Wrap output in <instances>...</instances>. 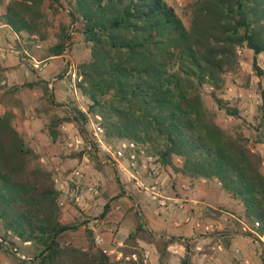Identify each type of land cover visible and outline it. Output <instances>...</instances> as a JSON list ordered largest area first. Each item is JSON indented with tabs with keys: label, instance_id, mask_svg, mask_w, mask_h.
<instances>
[{
	"label": "trees",
	"instance_id": "obj_1",
	"mask_svg": "<svg viewBox=\"0 0 264 264\" xmlns=\"http://www.w3.org/2000/svg\"><path fill=\"white\" fill-rule=\"evenodd\" d=\"M62 11L68 23L59 19ZM190 16L186 25L167 0L7 2L1 24L17 34L16 48L27 59L34 56L39 43L48 40L53 41L46 45L42 59L67 53L74 43L72 31L80 32L90 49L75 68L73 89L85 98V107L76 101L58 102L43 79L9 84L0 91L4 107L0 111V224L4 230L0 250L5 243L13 245L11 249L27 243L38 249L33 258H16L17 264H114L96 244L92 228L85 230L86 245L61 241L77 225L62 222V191L53 171L43 164L42 154L18 128V109L24 116L28 112L47 120L44 130L52 136L61 134L64 123L85 135L88 116L100 114L106 140L127 139L154 156L162 169L172 171L177 194L183 195L176 190L178 177L190 183L216 180L242 206L244 214L239 216L259 221L256 232L264 234V154L250 145L242 131L222 127L207 102L211 97L219 110L240 117L238 103L223 96L227 74L237 73L242 66L238 47L254 52V70L264 75L257 61V55L264 53V0H192ZM8 70L0 60V81ZM71 71L60 76L68 78ZM24 88H39L31 111L19 95ZM261 92L263 104L255 129L258 142L264 144ZM133 196L125 212L131 230L120 247L125 255L137 254L130 264H144L141 242L156 247L158 264H168V248L177 241L186 247L181 264H193L196 241L149 229ZM111 207L106 203L101 218ZM236 220L237 230L228 223L212 240L230 247L231 234L243 230ZM245 234L255 237L252 232ZM259 248L264 258V249ZM254 249L259 253L255 245Z\"/></svg>",
	"mask_w": 264,
	"mask_h": 264
},
{
	"label": "rangeland",
	"instance_id": "obj_2",
	"mask_svg": "<svg viewBox=\"0 0 264 264\" xmlns=\"http://www.w3.org/2000/svg\"><path fill=\"white\" fill-rule=\"evenodd\" d=\"M8 1L9 0H0V20ZM167 1L176 8L177 12L183 17L186 25H190V3L192 0ZM59 19L64 20L66 23L69 22V18L65 11L59 13ZM56 22L58 23V21ZM1 25L0 21V59L6 67H10L11 69L8 70L7 73H4L1 81L5 80L6 83L0 86V91H3L9 84H22L32 80L43 79L49 83L53 82L51 85L49 84V87L54 91L58 102L70 104L76 101L79 105L83 107L86 106L85 98L74 91L69 83L72 73L76 72L75 68L77 64L89 56L90 49L84 42L80 32L72 31L74 43L67 53L42 59V54L46 45L53 41L48 40L47 42L39 43L38 46L34 48V56L31 59H27L22 56L16 48V34H14L15 36L12 35V32L6 30L9 29L8 27ZM3 53L8 55V58H5ZM240 55L242 57L241 69L235 74H227L228 84L223 93V96L227 100L232 103H238L241 110L240 117L231 116L225 111L219 110L211 97H207V102L209 108L216 113L217 121L222 127L231 131H242L249 138L250 145L255 150L264 154V144L258 142V132L255 129V127L259 125L260 107L263 104L261 91L264 90V75L258 76L254 70L253 60L255 54L253 51L243 48ZM34 59L47 61L49 66L42 70L37 69L33 66ZM257 61L259 67L264 70V53L257 55ZM68 69H72L70 77H61L60 75H64L65 70ZM10 79H12V82ZM38 90L24 88L19 93L25 100L30 111L36 104L39 95ZM3 109L4 107L0 105V111H3ZM17 114L18 128L24 129L23 120L29 121L30 132L29 130H24L25 136L29 143L42 154L43 164L53 171L54 181L57 176L56 167L61 168L64 180H67H65L67 190H61L62 194L60 201H66V205L62 208L61 219L64 223L75 222L77 228L67 231L61 236L60 239L63 243L73 242L78 245H86V228H92L94 230V236L97 233L106 234L111 244L115 243V238L124 240L131 230V223L129 220L125 219V212L127 207L131 204L130 197L134 195L133 198L136 199V204L142 210L141 212L145 225L155 233L167 236H178L179 234L177 233L186 232L184 230L185 227L192 228L195 232L194 235L198 236V240H195L197 246L195 247L193 264H198L201 259H203V264H213L211 259L209 260L208 257L204 256L214 252L219 257L221 261V263L219 262L220 264L241 263V252L236 250L239 246H235L223 253L219 251V246L223 244L222 241L214 242L210 233L224 230L225 225L228 223H230L229 226L232 227L233 230H237L238 225L236 224V219L240 221L242 229L244 225L242 222L250 226L254 222L239 216V214H244L242 206L230 198L231 196L221 188L218 181L202 182L199 180L189 183L191 189L183 191V195L188 199L192 217L195 216L194 206L196 205L203 210L204 218L201 222V226H197L195 222H191L181 226L183 227L181 228L182 230H175L176 227L172 226L173 216L171 213L159 211L155 205L149 201L146 195L142 193L138 194L133 187L128 172L121 167V165L113 162L102 150L94 147V141L91 138L88 126V133L85 135L80 133V131L71 124L70 126L68 125V130L60 126L61 134L52 136L44 130L46 129L45 125L48 121L41 119L39 124L35 126L36 133H34L32 132V122L35 119L32 115L34 114L27 112L24 116L19 109ZM77 134L83 138V144L76 150L70 147L67 142L75 143V136ZM69 136L71 138H69ZM77 153H83V155L78 156ZM78 166H84L87 173L86 180L74 181L67 177L71 171ZM161 169V180L171 188L175 180L172 171L164 168ZM96 173H100L103 179L99 187V193H89L86 191L87 183L91 182V178ZM188 181L189 180L178 177L177 185ZM56 186L59 189V185L56 184ZM127 192L133 194L128 195ZM190 194L197 202L190 200ZM76 195H82L80 203L76 201ZM108 202L111 203L112 207L107 215L101 218V213L104 211L105 205ZM117 204L122 205L121 209L115 208ZM83 221H87V223L82 224ZM205 224H211L213 230L209 232L206 231L204 228ZM245 233L244 230H242V233L238 232L241 241L238 240L237 242L243 241L245 246H249L250 251L255 256V264H263L259 261L261 252L257 253L254 249V245L257 244L256 239ZM2 234H4V230L0 224V235ZM185 238L189 237L185 236ZM11 246L13 247V245L9 243L3 244V248L0 250V264H17L16 258H20V256L14 249H11ZM120 247L122 246H119L118 249H120ZM19 251L27 257L33 258L38 252V249L34 244L27 243L21 244ZM204 253H206V255H203ZM144 264L150 263L144 262ZM156 264H158L157 261Z\"/></svg>",
	"mask_w": 264,
	"mask_h": 264
},
{
	"label": "built area",
	"instance_id": "obj_3",
	"mask_svg": "<svg viewBox=\"0 0 264 264\" xmlns=\"http://www.w3.org/2000/svg\"><path fill=\"white\" fill-rule=\"evenodd\" d=\"M182 1V0H179ZM242 47H238V52L241 54ZM33 66L37 69H45L49 66L47 61H39L34 59ZM6 83L5 80L0 81V86ZM70 86L75 89L76 87V72H73L70 77ZM102 117L100 114L89 115L87 126L91 133V138L97 147L102 150L111 160L123 167L130 176L133 183V187L138 194H144L149 198V201L155 205L159 211L171 213L173 216V224L176 227H181L191 222H195V225L201 226V222L204 218V212L202 209L194 208L195 216L192 217V213L189 207L188 199L182 194H177L174 189L171 188L161 180L160 177V165L155 162V157L147 154L144 149H140L139 146L130 140L121 139L118 141H107L105 136V128L102 124ZM61 127L68 130V124L64 123ZM69 138H71L69 136ZM67 144L74 148L79 149L83 144V138L77 134L75 136V143L67 142ZM57 176L55 182L59 185V190H67L66 181L64 180L60 167H56ZM71 180H86L87 173L84 166H78L74 168L67 176ZM91 182L87 183L86 191L89 193H99V187L103 181L102 175L96 173ZM202 182H206V179H201ZM190 182H183L177 185V190L182 193L191 189ZM128 195L133 193L127 192ZM82 195H76L75 199L78 203L81 202ZM63 206L66 205L65 200H61ZM122 205L117 204L116 209H121ZM260 226L259 221H254L250 226L244 225V230L252 232L255 235V239L259 246L264 243V234L256 232V228ZM206 231H212L213 226L211 224H205ZM96 244L103 248L104 252L113 259L114 264H130L131 260H137V254L125 255L119 249L112 248L108 245L107 235L104 233H97L95 235ZM17 254L23 259H29L25 254H22L17 247H14ZM143 261L149 262V253L145 251L143 253Z\"/></svg>",
	"mask_w": 264,
	"mask_h": 264
},
{
	"label": "crops",
	"instance_id": "obj_4",
	"mask_svg": "<svg viewBox=\"0 0 264 264\" xmlns=\"http://www.w3.org/2000/svg\"><path fill=\"white\" fill-rule=\"evenodd\" d=\"M1 26H6V27H8L7 25H5V24H2ZM9 28V27H8ZM6 30H8V31H10V32H12V35H14V34H16V33H14L13 31H11V29L9 28V29H6ZM15 36V35H14ZM16 36H17V34H16ZM3 56L5 57V58H8V55H5L4 53H3ZM1 60V59H0ZM9 68V70L11 69L10 67H8ZM9 73V72H8ZM11 76H12V74H11ZM11 80V82H12V79H10ZM53 80V79H52ZM53 83V82H52ZM51 82L49 83L50 85L52 84ZM32 117H34L35 119H34V121L32 122L33 123V126H32V132H34V133H36V130H35V126H37L38 124H39V122L41 121V119L40 118H38L37 116H35V115H32ZM29 121H27V120H23V123H24V129H22V130H29V132H30V127H29V123H28ZM32 134V133H31ZM32 146V145H31ZM162 170V169H161ZM129 174V173H128ZM230 195V194H229ZM231 198V197H230ZM232 199V198H231ZM190 200H193V201H195V202H197V200L195 199H193V197H192V195L190 194ZM233 200V199H232ZM194 208H199L200 209V207H197L196 205L194 206ZM244 225L246 224V223H244V222H242ZM244 225H243V230H244ZM172 226H174L173 224H172ZM184 226V225H183ZM219 226H221V225H219ZM174 227H176V226H174ZM181 228H183V227H176V229L175 230H177V229H179V230H182ZM186 232H184V233H177V234H179L178 236L177 235H175V236H177L178 238L179 237H182V239L183 240H190V241H195V240H198V236H196V235H194L195 234V232L192 230V228L190 229V228H188V227H185V229H184ZM245 231V230H244ZM181 232V231H180ZM218 232L219 231H217V232H212V233H210L211 235V237H213L212 235H219L218 234ZM245 232H248V231H245ZM240 233H242V232H240ZM185 236H188L189 238H185ZM230 237H232V244H231V246L230 247H227L225 244H222V245H220L219 246V251H221V252H227V250H229V249H231V248H233V247H235V246H239V247H241V248H237L236 250L238 251V252H241V259H242V261H241V263L240 264H255V262H256V259H255V256L253 255V253L250 251V248H249V246L247 247V246H245V244H244V242L242 241V242H237L238 240L239 241H241L240 240V237L238 236V232H233L232 234H231V236ZM107 241H108V245L110 246V247H112V248H116V249H118L119 248V246H124V240H122V239H119V238H115L114 239V241H115V243H113V244H111L110 242H109V240H108V238H107ZM257 242V241H256ZM141 244V247H142V253H144L145 251H147L148 253H149V263L151 264H156V261L158 262V259H159V255H158V251H157V249H156V247L153 245V244H150V243H146V242H141L140 243ZM256 244V243H255ZM258 249H259V252H261L262 253V250L259 248V247H263V249H264V243H262V245L261 246H259L258 245V243L255 245ZM169 251H170V260H169V263L168 264H181V259H182V257L184 256V254H185V251H186V247H185V245L183 244V243H181V242H179V241H177V242H175V243H173V244H171L170 246H169ZM261 250V251H260ZM119 251H122L121 249H119ZM123 252V251H122ZM203 255H206V253H204ZM194 257V256H193ZM204 257H208L209 258V260L211 259L212 261H213V264H220L221 263V261H220V259H219V257L217 256V254L214 252V253H211L210 255H206V256H204ZM259 261L260 262H262L263 264H264V258L262 257V255H261V257H260V259H259ZM193 262H194V259H193ZM220 262V263H219ZM198 264H203V259H201V261H199V263Z\"/></svg>",
	"mask_w": 264,
	"mask_h": 264
}]
</instances>
